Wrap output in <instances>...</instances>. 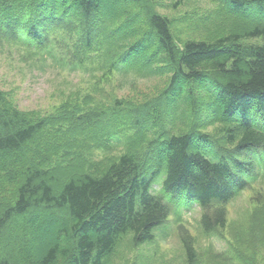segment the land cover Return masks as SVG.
I'll return each instance as SVG.
<instances>
[{"label": "trees", "instance_id": "obj_1", "mask_svg": "<svg viewBox=\"0 0 264 264\" xmlns=\"http://www.w3.org/2000/svg\"><path fill=\"white\" fill-rule=\"evenodd\" d=\"M219 1L221 11L236 21L223 15L224 24L208 20L202 23L204 34L185 36L148 0H0V45L13 44L31 57L62 60L72 70L96 63L99 70L127 79H164L166 84L144 104L116 101L104 115L83 120L89 129L93 120L107 115L110 125L98 132L95 142L93 133H64L71 153L67 148L57 154L46 151L57 143L48 133L54 117L33 119L10 105L0 111V194L12 191L8 199L0 196V240L13 227L18 234L25 229L34 235L39 225L30 215L45 217L49 226L56 221L54 236L43 248L37 239L17 245L15 257L11 249L0 255V264H109L128 234L135 245L152 242L171 212L164 197L153 192L161 175L163 193L174 199L186 193L200 204L206 231L225 226L226 211L217 205L250 187L242 174H256L254 163L241 161L239 155L264 150V0ZM200 82L207 83L213 104V116L203 125L196 124L190 103L177 102L187 100L183 87L190 92L188 85ZM4 98L0 91V107ZM170 98L176 104L169 109L170 126L159 129L156 119L146 124L160 113L152 102L159 99L160 106ZM192 98L196 103V96ZM126 120L134 126L124 129ZM216 123H222L224 140L234 143L235 150L201 131ZM88 138L111 154L108 160L87 161L79 154L77 165L73 150L80 149L70 142ZM83 161L88 169H82ZM148 166L150 174L145 172ZM42 210L54 220L42 216ZM62 237L67 239L64 245ZM181 240L187 263L195 264L192 240Z\"/></svg>", "mask_w": 264, "mask_h": 264}, {"label": "rangeland", "instance_id": "obj_2", "mask_svg": "<svg viewBox=\"0 0 264 264\" xmlns=\"http://www.w3.org/2000/svg\"><path fill=\"white\" fill-rule=\"evenodd\" d=\"M106 1L109 2V0ZM175 1L148 0L149 5L155 11L168 16L174 22L175 29L183 30L185 36H192L202 31L204 34L202 23L208 20L223 21L222 19L228 17L229 22L236 21L229 13L225 12L226 10L221 11L220 4L222 3L219 0H186L180 4H175ZM219 9L220 14L217 16L215 14L219 12ZM223 15H227V17L223 18ZM244 16L246 17L245 14ZM226 21H223V24ZM187 29L191 31L198 29V32L189 31L190 34L185 31ZM127 30L130 28L127 27ZM253 41L262 42L263 40ZM58 53L61 55L60 52ZM41 60L44 62L43 66ZM60 62L50 57H31L13 44L3 43L0 45V91L5 96L4 105L0 107V111L10 105L20 113L25 112L33 119L54 117L56 123L53 128L48 129V133L53 139L52 142L56 141L60 146L56 147L57 143L54 146L49 144L46 149V151L50 149L47 151L49 153L52 151L57 154V152L68 149L63 138L64 133L66 136L73 133H81L82 136L93 133L95 142L98 132L110 125L107 115L101 119L93 120L89 129L83 120L104 115L114 107L116 101L128 106L144 104L146 101L157 98L166 86L164 79L147 80L137 77L127 79L120 73H108L107 70L106 72L99 71L91 66L87 70L85 68L70 70L69 65L64 66ZM190 86H192L190 92V88L187 89V92H185L186 88L181 89V94L186 96L187 100H177V102L190 103L196 124L203 125L202 121L210 120L213 116V113L209 112L213 104L205 90L207 83H193L188 85V87ZM192 96H196L194 104H192ZM203 98L205 99L203 100ZM158 100L152 103L160 109V113L147 118L146 124L154 122L156 119L157 128L160 126L159 129H163L170 126L169 109H175L176 104L175 102L170 103L172 100L170 98L167 103L163 99L161 105L158 106ZM132 122L133 120L124 121V129H127L128 125H133ZM201 131L209 133L213 138L221 141V144L227 149H233L235 146L234 143L225 142L222 123L211 124ZM70 143L73 144V148L80 149L78 152L73 150L77 165L79 154H81L80 158L87 156V161L95 162H99V159L108 160L106 157L111 155L104 148H96L90 138ZM53 147L55 149L51 150ZM68 151L71 153V150L68 149ZM120 153L122 152H116L113 155ZM43 154H40L38 158L41 159ZM239 159L255 162L259 170L264 162V153L245 152L239 155ZM60 163L64 165L62 161ZM82 163V169L83 167L89 168V165H85V161ZM151 168L148 166L145 172L150 174ZM238 172L243 173L241 170ZM159 179L163 182L164 177L161 176ZM154 188L155 191H159L160 182L156 183ZM161 194L167 201L172 202L171 195H166L163 191ZM11 195V189L3 195L0 194L5 199L10 198ZM217 207L226 210V224L223 227L215 228L212 233L207 232L202 225L203 211L197 204H192V201L187 199L186 193H184L173 203L168 222L156 230L157 238L154 241L135 245L132 243V234H128L122 238L108 263L188 264L181 240L188 238L192 240L196 251L195 264H238L234 262L236 259L240 261V264H264V175L259 177V181L251 189L244 190L230 203L219 204ZM40 214L48 215L51 220L53 219L51 218L53 217L52 213L42 210ZM30 219L33 224L39 225L34 230L35 234L33 235L32 232L27 234L25 229L21 231V234L20 232L18 234V229L15 227L5 230L4 237L0 240V255H5L13 249L12 256L15 257L17 245L33 244V241L37 239L41 241L39 247L43 248L46 243L52 240L55 232L54 227H56L54 219V223H51L50 226L48 225L49 220L47 221L45 217L41 218L40 215H30ZM179 222L184 224L178 225ZM62 238L61 243L64 245L67 239L66 237ZM3 243H5L4 246Z\"/></svg>", "mask_w": 264, "mask_h": 264}, {"label": "bare ground", "instance_id": "obj_3", "mask_svg": "<svg viewBox=\"0 0 264 264\" xmlns=\"http://www.w3.org/2000/svg\"><path fill=\"white\" fill-rule=\"evenodd\" d=\"M192 112V111H191Z\"/></svg>", "mask_w": 264, "mask_h": 264}]
</instances>
